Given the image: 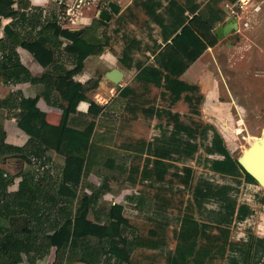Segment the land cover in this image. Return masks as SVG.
Masks as SVG:
<instances>
[{
    "label": "trees",
    "instance_id": "trees-1",
    "mask_svg": "<svg viewBox=\"0 0 264 264\" xmlns=\"http://www.w3.org/2000/svg\"><path fill=\"white\" fill-rule=\"evenodd\" d=\"M221 1L228 2L210 0L203 5L201 0H142L140 5L161 28L165 44L160 50H154V63L144 66L141 61L133 63L130 54L140 40L127 38L119 59L126 68L136 64L139 71L135 79L143 84L154 83L164 87L173 96L172 102L180 99L191 102V95L184 93L195 90L198 85L182 79L181 75L208 47L218 43L215 30L228 15ZM14 2L0 0V16L13 17L12 27L10 24V27H6V42L12 49L24 44L29 50L30 42L40 43L50 59L43 70L34 74L19 60L10 63L2 56L0 58V81L30 82L23 95L11 93L0 98V106L7 104L8 108L15 107L17 127L29 135L23 146L15 148L16 152L2 153L7 134L4 129L0 131V264H53L60 255L66 264L76 261L89 264H147L148 253L157 252L162 244L159 238L147 236V228L139 225L143 218L147 222V214H143L147 210L139 207L144 202L140 195L147 194L141 187L154 175L162 179L172 165L168 160L177 159L174 155L191 157L201 145L214 173L227 179L233 177L237 182H241L239 177H244L248 183L259 184L239 158L232 155L224 135L214 124H205L201 131L198 122H184L180 113L173 112L170 107L148 105L147 100L135 96L133 84L122 86L112 82L117 87V94L105 104L107 112L99 119H89L91 102L85 93L98 87L101 78L98 77L92 85L91 77L83 79L79 74L108 44L109 38L98 32L99 27L110 20L108 11L103 10L107 12L105 16L98 14L99 18L91 25L71 29L58 23L53 10L44 14L40 5L32 7V0H21L17 8L13 6ZM29 17L32 24L24 26ZM1 34L0 17V40ZM34 55L39 58L38 54ZM66 58L79 68L67 69L64 65ZM107 61H110L111 68L116 67L112 65L114 60ZM50 93H54L55 102L62 109L58 123L49 121L47 117L50 108L44 98ZM138 106L148 117L162 118L168 115L167 120H174V125L169 127L171 130L161 126L163 129L159 136L147 142L144 139V165L133 169L134 173H140V180L135 177L132 182L134 190H131L132 187L123 189V192L129 191L126 195L136 193L135 198L131 199L137 201L135 209L138 210L132 218L125 207L132 225L130 231L125 222L114 219L110 212L97 207L99 197L109 187L107 181L103 186H93L88 198L83 191L87 179L93 169L99 167V163L101 167L111 166V169L114 165L120 166L111 157L115 151L111 146L112 134L120 127V123L114 125L118 119H114L112 113H116L121 121L120 117H125V111L135 116ZM41 145L64 156V162L56 165L58 170L55 166L47 165L50 155L41 160L37 158L36 152ZM11 155H18L28 165L20 178L6 165ZM182 170L185 173L180 175L181 181L190 184L193 167L183 166ZM238 184L219 183L204 174L198 176L193 188L194 205L201 214H204L208 202L217 203L218 207L207 212L208 220L204 222L189 211L181 216L178 242L168 252L167 264H205L219 243L222 246L218 248L223 249V253H226L225 245H230L224 264H264V236L250 235L248 244L222 240L230 235L232 225L244 221L254 211L248 202L239 200L240 196L236 194ZM254 199H258V194ZM54 200L62 204L58 211L64 215L48 221L44 226L42 208H51ZM260 200L264 204V195ZM92 212L98 225L94 231H89L86 224ZM152 233L157 235L158 231L153 230ZM201 237L206 238L205 245L199 243ZM136 251L143 258L141 263L132 261ZM33 253H38V257L32 258Z\"/></svg>",
    "mask_w": 264,
    "mask_h": 264
},
{
    "label": "rangeland",
    "instance_id": "rangeland-1",
    "mask_svg": "<svg viewBox=\"0 0 264 264\" xmlns=\"http://www.w3.org/2000/svg\"><path fill=\"white\" fill-rule=\"evenodd\" d=\"M110 1L119 4V12H113L110 7ZM141 1L102 0L103 10L109 12L110 20L108 23L101 25L98 32L108 37L109 41L104 51L96 56L87 65L88 68H84L79 74L83 79L91 77L93 79L92 85L98 77L101 78L98 87L85 93L87 98L93 102L89 119L92 117L99 119L104 115L107 112L104 108L105 104L115 94L109 90L112 82L106 77V72L111 69V63H108L110 61L107 60H114L115 62L112 65L115 64L114 66L125 71L120 84L122 86L133 84L136 97L138 95L139 97L141 96L140 98L148 101V105L170 107L173 112L178 111L184 122L191 124L198 122L199 130L201 131L205 124H214L224 135L232 155L239 158L244 148L251 144V139L259 138L264 132V0H249L248 5L246 4L243 9V14L240 13L243 16L241 22L239 21V27L220 39L215 47L205 50L199 60V68L193 75L194 79H198L196 81L198 88L184 93L185 95H191V102L183 99L172 102L173 96L170 92L165 91L164 87L156 86L154 83L143 84L135 79L139 71L136 64L132 68H126L121 59H119L125 48L127 38L129 40L131 38L140 40L138 46L132 49L130 54L134 60L133 63L141 61L144 66L154 63V50H160L165 44L161 37V28L147 15L140 5ZM209 1L201 0L203 5ZM225 1L234 3L237 0ZM220 4H223L226 10H229L224 1H221ZM257 5L260 6L259 9H256ZM86 13L93 16L92 24L96 18H99V15L101 16L98 12L94 13L93 10L86 11ZM227 18L228 15L223 22H226ZM24 26H21V28ZM29 44L31 48L29 51L32 52L33 57L34 54L39 56L38 59L34 57L38 63V68L45 67L44 65L50 59L47 52L40 43L30 42ZM64 60V65L67 69L76 70L79 68L70 59L66 58ZM114 92H116V89H114ZM48 99L50 100V97ZM117 116L116 113H112V117L116 120L118 119L114 125L118 126L120 123V127L112 134L111 146L114 147L115 151L111 157L115 160L116 165L118 162L120 166L114 165L115 168L112 167L111 169V166H108L109 168L105 166V168L101 167L102 165L99 163V167H95L92 172L96 173L99 168L100 171L103 170L109 184H113V191L116 194H121L125 188L132 187L131 190H134L133 187L135 185L132 182L135 177L136 180H140V173H134L133 169L135 167L142 168L144 165L146 153L142 150L144 149L143 143L145 140L147 142L155 136H159L163 129L161 126L172 128L174 120H167L166 116L168 115H164L165 117L162 118L148 117L141 111L139 106L135 116L128 111L124 112L125 117H120L121 121ZM170 128L169 130H171ZM15 148L16 145L11 144L9 152L13 150L16 152ZM40 156L42 158L45 155ZM107 156H105L104 161ZM206 156L203 145L191 157H177V155H174V158L177 159L168 160L172 162V165H170L169 171L162 179L154 175L153 178L147 179L145 186L141 187V190H145L147 194L140 195L143 196L144 202L139 207L147 210V212H143V214H147V222L143 218V224L140 222L139 225L147 228V236L159 238L162 244V249L159 248L160 250L157 252L151 251L148 253L147 264H167V254L176 247L178 233L181 228L180 219L186 211H189V213L204 222L208 220L207 214L209 210L211 208L215 210L218 207L217 203L208 202L204 214H201L194 205L193 188L200 174H204L219 183H239L236 190V194L240 196L239 200L248 202L254 209L253 213L244 221L231 226L230 235L227 239L223 237V241L232 240L248 244L251 239L250 235L264 236V204L260 200L264 195V188L260 184L246 182L244 177H239L241 182H237L233 177L227 179L220 174L214 173L209 167ZM9 157L7 167L13 174H21L23 170L28 168L27 163L18 155ZM61 160L59 154L55 155V157L52 155L51 159L47 160V165L55 166L56 170H58L56 165H61ZM183 166H191L194 169L190 184H185L180 179V175L185 173V170H182ZM176 172H179V174L177 175ZM100 181L102 184L103 179H100ZM91 190L89 188L85 189L83 195L87 197ZM127 192L129 191L127 190ZM134 194L136 195V193ZM256 194H258L257 200L254 199ZM110 196L111 194L108 192H105L102 196V198H105L103 200L105 205L103 206L106 208L109 205L113 207L111 201L107 200V197ZM128 196L130 197L131 194H128ZM131 198L126 199L125 207L129 212V217L132 218L138 209H135L137 208V204H135L137 201ZM121 200L123 201L124 199L121 198ZM103 206L97 207L106 211ZM159 206L160 208L157 210ZM56 210L59 209L56 208L53 202L51 208H42L41 214L44 216L42 218L44 226H47L49 222L57 218L58 212L56 213ZM129 217L126 215L124 220H128L130 223ZM207 229L211 230V227ZM153 230L158 231L157 235L152 233ZM212 230L216 231L214 228ZM199 243L205 245L207 243L206 238L201 237ZM220 246L222 245L219 243L218 246L214 247L211 257L206 260L205 264L225 263V257L230 245H225L226 253H223V249L218 248ZM138 256L137 258H139ZM63 263L64 258L60 255L53 264ZM190 264L193 263L191 262Z\"/></svg>",
    "mask_w": 264,
    "mask_h": 264
},
{
    "label": "crops",
    "instance_id": "crops-1",
    "mask_svg": "<svg viewBox=\"0 0 264 264\" xmlns=\"http://www.w3.org/2000/svg\"><path fill=\"white\" fill-rule=\"evenodd\" d=\"M20 1L21 0H15L13 6L15 8H17ZM242 12H244V10L240 11V13H242ZM242 14H240L238 16V18H237L238 27L240 25L241 18L243 16ZM0 17L2 19V34H1L2 38L0 40V58H1V56H3V59L8 61V62H10V63H16L19 60V61L23 62L34 74L39 73L41 70H43L45 67L38 68V63L36 62V60L34 58L35 55L33 57V55L31 54L32 52H30L29 49L24 44L21 45V46L19 45L16 49H14V48L12 49V47L9 46V44L6 42V41H8L6 27L9 26V24L11 26V24L13 22V17L4 16V15H2ZM234 30H236V29H234ZM219 40H220V38H219ZM25 44H27V43H25ZM216 45L210 46L208 48L215 47ZM203 54L200 57H198V59L195 60L189 66V68L181 75L182 79H184V80H186V81H188L190 83H196V81L198 79H194L195 77H193V75L197 72V70L199 68L200 64H198V63H199L200 58L203 56ZM124 73H125V71H124ZM107 79H109V78L107 77ZM111 82H113V81H111ZM29 84H30V82H27V81L26 82L25 81H18V82H13V81L4 82V81H0V98H5L11 93H14L16 96L23 95L24 94L23 91H26V88L29 86ZM114 89H116V92H114ZM109 90H111V92L113 94L115 93L113 96H115L117 94V87L113 83H112V86L110 87ZM48 97H50V100L48 99ZM44 100H45L46 104L50 108L49 111H48V115H47L48 120L53 122V123H58L60 121V119H61L62 109L59 107V105L56 104L55 98H54V93L48 94L44 98ZM180 100H182V99H180ZM88 101L91 102V106H90V110H91L93 102L90 99H88ZM9 109H10V111H9ZM15 112H16L15 107L8 108L7 104H4V105L0 106V131L2 129H4L6 131V134H7L6 135V139H5V146L1 149L2 153H12V152H14V150L9 152V147H10L11 144L16 145V147H21V146H23L26 143V141L29 138V135L27 133L21 131L17 127V115L15 114ZM48 154L50 156L53 155L54 157H55V155L59 154L61 159H62L61 160L62 163L64 162V156L62 154H60L59 152L51 150L49 147H47L45 145H41L37 149V152H36V156L40 160L45 158V156L48 155ZM40 155H45V156L41 158ZM8 159H7L6 165L8 163ZM54 173H55V170H54ZM104 174L105 173H104L103 170H101V171L97 170L96 173L92 172L90 174V177L87 179V182L85 183L84 190L85 189L87 190L88 188L91 190V188H93V186H95V185H97L95 187L103 186L104 182L107 181L109 187L104 191V193L108 192V193L111 194L110 197H107V200L111 201V204H113V207H111V205H109V207H107V208L105 206H103V205H105L103 203V200L105 198H102L104 193L99 197L98 207H102V206L105 207L107 212L112 213V215H113L112 217L114 219L120 220L122 222L126 221L125 223L128 226V230L131 231L132 225L128 222V220H124V217L126 216L125 203L127 201L126 199H128V198L130 199L132 197L134 199L135 198V194L134 193H128V194H131L130 197H128V195H126L127 192H123V191H122L121 194H116L113 191V184H109L108 178ZM16 177L20 178L21 174H16ZM105 178H107V180H105ZM100 179H103L102 184H101ZM93 184H95V185H93ZM92 190L90 191L89 195L91 194ZM89 195L86 198H88ZM121 198L124 199V200L122 201ZM60 201H61V203L64 202L63 199H61ZM53 203H55L57 209L59 208V206L62 205L61 203H60L61 205L58 204L56 200H54ZM56 213H57V215H56L57 218H61L64 215L63 213L59 212L58 210H56ZM92 225H94L93 228H92ZM97 225H98V221L95 219L94 212H92L90 217H89V219H88V221H87L86 228L89 231H94V229L97 227ZM133 228H135V227H133ZM136 254L139 255L138 256L139 258H137ZM36 257H38V253H33L32 254V258H36ZM142 259L143 258H142V256H140L139 251H136L132 255V261L134 263H141L143 261ZM63 264H66V260L65 259H64V263ZM69 264H89V263L76 261V262H71Z\"/></svg>",
    "mask_w": 264,
    "mask_h": 264
},
{
    "label": "built area",
    "instance_id": "built-area-1",
    "mask_svg": "<svg viewBox=\"0 0 264 264\" xmlns=\"http://www.w3.org/2000/svg\"><path fill=\"white\" fill-rule=\"evenodd\" d=\"M249 0H237L234 3L226 2L228 17L234 15L236 18L240 15V11L248 5ZM40 5L44 14L53 10L58 17V23L64 28H81L91 25L93 16L86 11L100 12L103 10L102 0H32V7ZM31 7V8H32ZM260 6L257 5L256 9ZM32 19L29 17L25 20L24 25H31ZM3 57V56H2Z\"/></svg>",
    "mask_w": 264,
    "mask_h": 264
},
{
    "label": "water",
    "instance_id": "water-1",
    "mask_svg": "<svg viewBox=\"0 0 264 264\" xmlns=\"http://www.w3.org/2000/svg\"><path fill=\"white\" fill-rule=\"evenodd\" d=\"M110 7L113 12H119L120 7L118 3L110 1ZM106 13V11H102L101 16H105ZM236 28H238L237 18L231 15L227 18L226 22L219 24L215 31L218 37L222 39ZM124 75V71L119 67H113L106 72V76L114 83H120ZM239 161L246 171L264 188V132L251 145L244 148L243 153L239 157Z\"/></svg>",
    "mask_w": 264,
    "mask_h": 264
},
{
    "label": "bare ground",
    "instance_id": "bare-ground-1",
    "mask_svg": "<svg viewBox=\"0 0 264 264\" xmlns=\"http://www.w3.org/2000/svg\"><path fill=\"white\" fill-rule=\"evenodd\" d=\"M256 139H258V138H252V139H251V144H252L253 141L256 140ZM251 144H250V145H251ZM246 148H247V147H246Z\"/></svg>",
    "mask_w": 264,
    "mask_h": 264
},
{
    "label": "flooded vegetation",
    "instance_id": "flooded-vegetation-1",
    "mask_svg": "<svg viewBox=\"0 0 264 264\" xmlns=\"http://www.w3.org/2000/svg\"><path fill=\"white\" fill-rule=\"evenodd\" d=\"M108 14H109V12H108Z\"/></svg>",
    "mask_w": 264,
    "mask_h": 264
}]
</instances>
